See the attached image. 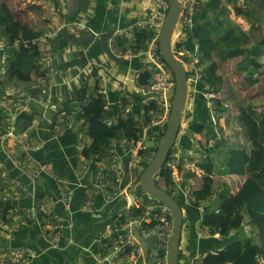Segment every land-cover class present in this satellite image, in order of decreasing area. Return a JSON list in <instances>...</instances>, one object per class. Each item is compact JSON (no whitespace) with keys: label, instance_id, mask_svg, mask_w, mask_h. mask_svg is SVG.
<instances>
[{"label":"crops","instance_id":"obj_1","mask_svg":"<svg viewBox=\"0 0 264 264\" xmlns=\"http://www.w3.org/2000/svg\"><path fill=\"white\" fill-rule=\"evenodd\" d=\"M37 1L43 2L44 0ZM255 1H247L243 9L245 13L240 14L235 9L238 5V0H209L208 7L205 9L206 15L216 21L215 25H218V21L223 22L224 18L227 19L225 29L220 36L223 37L224 34L232 32L231 38L239 37L240 40L238 43L228 46H225L224 42L220 41L219 47L214 50L213 57L217 64V74L223 79L222 88L217 93L212 92L211 87L205 83L206 75L204 68L207 63L192 64L195 56L198 57V62H200L202 57V53L199 51V43L198 45L188 44L187 53L182 58L186 61V65L190 71L188 77L190 79L189 101L191 103H189V106L193 104V107L189 116V125L206 123L207 127L214 129V125L210 121L211 115L205 112L206 109H209L208 112L210 114L211 111H214L216 116H218L216 110L213 109L214 103L212 99L214 97L219 98L223 105L227 107L224 115L219 117V119L217 118L221 127L229 120L230 114L239 113L237 107L241 105L246 110L248 105L243 104L242 100L235 102V99H242L244 97L243 92L248 91L247 86H250V89L254 88V96L264 98V0H259V3H254ZM53 3L55 5V14H52V20L55 28L57 29L64 23L67 26L61 28L50 39L56 69L51 75L53 84L49 87V92L44 93V99H40L34 95L31 97V108L37 111L39 115L44 114L47 116L55 114L60 110L64 101L74 99L77 90L86 80L93 81L95 77H92L91 73L95 67L98 69V75L105 77L106 97L109 101V109L113 111L116 97L122 96L123 98H127L126 96L134 93L138 70L147 67L150 58L147 54L140 53L136 57L129 59L115 60L106 53L103 38H105L109 46L110 41L107 38L109 32L116 28L125 27L140 19H153L154 12L152 11V7L154 6V1L53 0ZM221 6L224 7L223 10L220 9ZM209 7H214V9ZM201 12L196 16L195 27L197 26V18L200 17ZM24 24L28 27L31 26L26 23ZM75 25H79L82 30L73 34L71 30ZM141 29L149 30L147 27H141L136 31ZM90 30L101 35L96 36ZM46 33L48 32L43 33V35ZM0 34L4 36L1 30ZM5 40L8 50L9 46L6 37ZM118 42L122 43L121 47L128 44V41L124 38H120ZM7 53L9 54L8 51ZM2 54L3 52L0 50V61L2 60ZM253 62H256L255 66L252 64ZM79 65L83 67L82 69H86L82 78L83 72L76 69ZM70 71L73 75L72 77H68ZM76 77L79 79V83L76 86L72 88L65 86V84ZM15 84L25 83L20 82ZM200 95H203L205 100ZM73 105L77 106V103L75 102ZM251 106L253 112H261L262 116L264 115V110L262 111L264 108L261 105ZM185 118H187L186 115ZM77 121L78 126H80L81 121ZM192 134L194 136L190 137L191 144L189 145H192L190 147L193 149H199L201 145L206 147L207 140L210 143L213 140L208 137L207 128L201 133L192 132ZM218 136L214 139H221ZM202 138H204L203 142L201 141ZM34 140L42 144V147L34 152V156L37 159L52 163L55 169L68 179L73 189V196L68 207L60 201H57L55 204V211L63 218L65 228L59 240L55 243L51 240L52 232L46 224H41L38 221H29L18 225L17 215L10 211V208L14 205H21L22 208L30 207V198L22 200L2 198L0 199V211L6 215H11V219L5 221L12 226V231L0 241L12 246H25L33 251L35 256L28 264H108L106 261H98L95 257L100 248L96 239L97 231L110 223L124 209L128 201L130 203L141 204L142 212L158 207L160 202L148 199L149 197H146L147 193L138 196V191H136L138 189V185L136 184L138 181H133L135 176L131 172H128L126 167V163L129 160L126 156L129 154V151L125 152V154L121 151L120 159L122 165L125 167L122 180L125 194L121 198L109 202L98 191L92 205V210H85L82 208L85 201V186L94 183L97 175V162L87 164L85 169L81 166L78 167V164L86 163L83 161L84 156L77 148V145L81 143L82 147H85L91 141L86 134V126L79 128L76 133L66 130L60 134L57 133L54 127L49 126L47 122L41 120L34 133ZM196 140L200 141V143ZM242 143L244 147H249L247 140L242 141ZM197 152L196 155H199L200 151L197 150ZM222 154L220 157L214 150L209 154L215 160V170L210 174L214 180L215 191L228 189L231 192H236L245 178L223 172V162L225 159L224 153ZM90 159L92 160L91 157ZM200 160L195 159L192 162L193 164L188 163V166L194 165L197 167L196 164ZM0 161L3 162L11 176L27 184L30 183L27 178L20 176L10 157L1 148ZM188 174H190L189 178L187 175H183L180 189L178 188L179 190L176 191L177 196L184 204L185 219L183 225L184 233L180 244L179 264H202V260L208 252L216 254L217 250L223 246L224 239L231 238L239 230L245 229L242 226L239 230H233L227 238L202 236L199 232L200 222L211 201H204V204L201 203L199 206H196L192 202L193 205H191L192 203L187 199L185 190L190 188L188 184L191 182V177L196 176L193 171L192 173L188 172ZM206 174L203 170L198 173L201 178V185L195 189L201 188L203 176ZM214 176H216L217 181ZM187 178L189 179L188 181H186ZM221 182L223 183L222 185H220ZM5 187L6 185L1 183L0 192ZM35 187L37 192L49 195L55 200L58 199L59 191L50 176H41L35 182ZM148 220L150 219L147 218ZM134 228L136 229V225H134ZM249 234L253 240L257 237L255 232L252 235L251 232ZM139 236L147 239V241L150 238L140 234ZM140 244L142 249L135 264H158L157 260L150 254V247L146 248L141 241ZM127 259V257L124 258V264H128ZM259 260L260 263L264 264L262 258H259Z\"/></svg>","mask_w":264,"mask_h":264},{"label":"built area","instance_id":"obj_2","mask_svg":"<svg viewBox=\"0 0 264 264\" xmlns=\"http://www.w3.org/2000/svg\"><path fill=\"white\" fill-rule=\"evenodd\" d=\"M47 1L49 6L54 10L55 5L53 0ZM153 1V19H140L125 27L116 28L107 34V38L110 41L109 48L117 58L129 59L136 57L140 53H145L149 56L150 61L148 66L138 70V76L142 73H148V80L144 83L138 80L135 82L136 90L134 93L142 96V99L139 102H135V94L131 93L126 96L128 103L124 105L123 97L118 96L114 101L115 107L113 111H110L109 101L106 97L105 77L103 75L96 77L99 81L98 93L104 95L107 100L105 105V123L108 125L115 123L119 114H123L124 117L127 115L132 116L138 122L137 127L142 131L141 140L138 142L140 148L144 144L142 149L146 148L145 139L147 138L148 130L155 123L164 121L162 116L171 111V101L175 90L173 73L159 54L158 48V37L168 13L169 3L167 0ZM178 1L180 3V11L176 24L178 29L172 46L178 55L183 56L187 53L189 43L196 45L198 42L194 34V19L197 12L207 6L209 0ZM247 1L249 0H238L239 7L244 9ZM66 26V23L61 24L54 32H48L32 40V44H36L42 52V70L45 71L43 75L25 84L10 83L4 88L0 86V148L10 157L20 176L30 181L27 184L18 178H14L9 174L3 162L0 161V171L2 173H0V184L6 185L5 189L0 192V199L11 198L22 200L30 198V207L22 208L21 205H14L10 208V211L17 215L18 225L29 221H38L41 224H46L52 232L51 240L55 243L59 240L65 228L63 218L55 211V204L57 201H60L68 207L73 196V189L68 179L63 177L52 163L37 159L34 156V152L42 147L40 142L34 140V133L41 120L47 122L49 126L54 127L57 133L60 134L66 130L78 132V121L75 118L77 111H57L53 115L45 116L41 114V116L31 108L30 100L33 96V91L41 94L47 93L49 92V87L53 84L51 75L56 69L50 39L54 37L56 32ZM141 27H147L154 32V35L145 40L140 49H137L133 45V42L136 30ZM81 30L82 28L79 25H75L71 33L75 34ZM90 31L96 36L101 35L93 30ZM120 38L127 40L128 44L121 47L118 42ZM14 45L18 46L19 43L16 41ZM25 45L28 44L25 43ZM0 50L3 52L2 60L0 61L1 84L6 83L8 61L5 60L10 57V54L7 53L5 37L1 34ZM197 62L198 57L195 56L192 64L195 65ZM96 78L91 82L89 81L90 86L94 85ZM146 106L149 107L148 110ZM211 119L213 124L216 125L217 118L214 111H211ZM131 142L127 146L126 143L113 141L110 147V157L107 161L96 163V180L91 185L85 186L83 209L92 210V205L98 191L109 202L117 200L125 194V189L123 190L122 187L125 167L121 163L120 154L126 147H129V149L134 147L135 142L133 140ZM174 145L178 146L177 140ZM77 148L81 151L83 149L82 144L79 143ZM192 150L194 149L190 148V151ZM134 156L126 163L127 170L132 175L134 174L132 170L133 160L137 158V152ZM83 161L86 164H78V167L81 166L83 169L86 168L87 164L93 162L90 157L86 156H84ZM167 167L172 170L173 184L171 187L178 189L183 181V176L179 170V163L176 161L175 151H171ZM189 168L197 174L201 172L194 165H189ZM43 175L50 176L55 182L59 191L57 200L49 195L37 192L35 182ZM133 181H136V177L133 178ZM185 194L189 201L195 203L196 199L189 189L185 190ZM209 201V199L206 200V202ZM134 207H141V204L130 203L128 201L124 209L110 223L97 231L96 239L100 248L95 255L96 259L101 262L106 261L108 264H124V258L127 257L128 264H135L142 249L140 241L134 234V225H136L138 233L142 236L151 237V235L158 231L157 247L151 246L150 254L157 260L158 264H168L170 240L174 230V217L171 209L166 204L160 203L158 207L145 210L139 216H133L131 210ZM147 218L150 219L149 222ZM10 219L11 215H6L0 211V240L7 237L10 231H12V226L5 221H9ZM153 222L155 223L153 226H147V224L150 225ZM243 227L245 231H251V226L247 219L243 222ZM199 232L202 236L206 237H222L219 229H213L212 231L207 226H200ZM34 256V252L25 246H12L0 241V264H28Z\"/></svg>","mask_w":264,"mask_h":264},{"label":"trees","instance_id":"obj_3","mask_svg":"<svg viewBox=\"0 0 264 264\" xmlns=\"http://www.w3.org/2000/svg\"><path fill=\"white\" fill-rule=\"evenodd\" d=\"M207 7L208 5L202 10L200 17L197 18L195 34L199 40V51L202 53L199 63H207L204 68L205 83L211 87L212 92L217 93L222 88L223 79L217 74V64L213 57L214 50L219 47L220 41L228 46L238 43L240 38H231L232 32L221 37L220 34L225 29L227 19L224 18L223 22L218 21V25H215L216 21L206 15L205 9ZM209 8L214 9V7ZM220 9L223 10L224 7L221 6ZM235 9L237 13H244V10L238 8V6ZM0 30L8 41V52L10 54L6 83H1L0 86L4 88L10 83H28L31 82L33 76L43 75L45 71L38 73L39 65L37 64L41 60L42 52L36 44H32V40L37 39L41 33L17 19L6 3L0 4ZM153 35L154 32L147 29L136 31L134 46L140 49L144 41ZM16 41L19 43L18 46L14 45ZM25 43L28 45H25ZM119 44L122 45V43ZM165 63L167 64L166 61ZM252 64L255 66L256 62ZM169 68L171 69L170 66ZM91 76L95 78L98 76L97 68H93ZM148 78V73H142L137 80L144 83ZM173 80H176L175 77ZM98 82L96 78L94 85L90 86L89 81L86 80L77 90L74 99L64 101L62 107L58 110L61 112L77 111L75 118L81 121L79 128L86 125V134L91 140L90 144L83 148L82 155L91 157L93 162L105 161L110 157V147L113 141L130 142L133 140L137 143L142 137V131L137 127L138 122L130 115L124 117L123 114H119L115 123L111 125L105 123V105L107 101L104 95L98 93ZM200 96L205 100L203 95ZM134 99L135 102H139L142 96L135 94ZM212 101L214 103L213 109L218 113L217 118L219 119L227 111V107L217 97H214ZM75 102L77 106L73 105ZM127 103L128 100L124 98L123 104L126 105ZM146 109L148 110L149 107L146 106ZM208 110L206 109L205 112L210 115ZM259 119L256 129L249 130V135L246 136L249 142L248 148L244 146L221 147L223 137L217 139L214 143V151L219 156L224 153L223 172L245 178L236 192H231L228 189L215 191L214 180L210 175L215 170V160L209 155L212 152L211 150L196 164L199 169L207 174L203 176L201 188L193 191L196 199L194 204L199 206L207 199L211 201V204L205 210L200 225L202 227L207 226L212 231L213 229H219L221 236L227 238L233 230L241 229L243 222L247 219L251 226V235L254 232L257 235L253 240L247 231L239 230L231 238L224 239L223 246L217 250L216 254L208 252L203 258L202 264H261L259 258L264 259V115ZM184 120L185 118H183ZM166 127L167 121L164 123L162 135H164ZM188 128L193 133H201L207 128L209 138L214 139L218 136L214 129L207 127L206 123L191 124ZM149 148H152L154 152L157 150V147ZM146 149L139 150L140 158H146ZM170 154L171 151L166 162L158 171L155 181L161 188L160 182H162L163 189L173 195L174 190L171 188L173 184L172 170L167 167ZM146 165L144 166L146 167ZM179 168L181 169L180 166ZM135 173H137L135 177L138 181L142 170H135ZM186 175L190 176L188 173ZM131 214L139 216L142 214V208L134 207ZM154 224L153 222L150 225L147 224V226H153Z\"/></svg>","mask_w":264,"mask_h":264},{"label":"rangeland","instance_id":"obj_4","mask_svg":"<svg viewBox=\"0 0 264 264\" xmlns=\"http://www.w3.org/2000/svg\"><path fill=\"white\" fill-rule=\"evenodd\" d=\"M1 3H6L8 4V6L10 7V9L12 10V12L14 13V15L20 19L21 21H23L26 24L31 25L30 27H32L33 29L39 30V33H41L40 35H43V33L45 32H49V31H55V25L53 24V20H52V14H55V9L53 10V8L48 6V2L47 1H37V0H0V4ZM254 3H259V0H256ZM245 13V12H244ZM179 56V55H178ZM180 57V56H179ZM9 58H7L5 61H8ZM39 65L38 67V73H42V63L41 60L37 63ZM188 67V66H187ZM8 68V65H7ZM83 67H81L80 65L77 66V70L82 71L83 74L81 76V78L83 77V75L86 72V69H82ZM72 73L71 71L68 74V77H72ZM33 79H36V76L32 77ZM34 79V80H35ZM190 80V79H189ZM72 81V82H71ZM70 82H68L67 84H65L66 87L68 88H72L73 86H76V84L79 83V79L78 77L72 79ZM248 89V91L243 92L244 93V97L242 99L240 98H236L235 102H240L242 100L243 104H247L248 106L246 107V110L244 109V106L237 107L239 110L238 114H230L229 116V120L224 124V126H219V120L217 121L216 125H214V131L217 133V135H219L218 137H223V143H221V147L222 146H244V144L242 143V141H246V136H248V131L249 130H255L256 127L258 126V122L260 121V116H262L261 112L257 113V112H253L251 110L252 106L251 105H261L262 108H264V98L258 97V96H254L253 92H254V88L250 89V86L246 87ZM244 91V89H243ZM73 92V91H72ZM241 95V93H240ZM189 96H190V92H189ZM191 99V98H190ZM173 100V99H172ZM172 103V101H171ZM189 103H191L189 101L188 98V102H187V109H186V113L185 115L187 116V118H185V120L182 123L181 129L179 131V134L177 136V141H178V146L173 145L172 146V151H175L176 154V161L177 163H179V166L181 167V169L179 168L182 176L186 175L188 172L192 173V171L190 170L188 163H192L194 162L195 159H202L204 157V155H207L208 151H213L215 150L214 147V143L216 142L217 139H213L210 143L209 140L207 143V146H203L201 145L199 149H194L192 151H190V146L191 144V138L192 136H194V134H192V132L189 130L188 126H189V116L191 114V109L193 107V104H191L189 106ZM189 107V108H188ZM42 108V107H41ZM264 109H262L263 111ZM170 116V112L167 114H164L162 116V119H164V121L159 122V123H155L147 132V138L150 140H153L155 142V146H151V147H157L162 139L163 136L161 134L163 127H164V123L166 121H168ZM211 121V120H210ZM212 122V121H211ZM205 132V131H204ZM191 137V138H190ZM145 139L148 140V139ZM204 138H202V142H203ZM198 141V140H196ZM200 143V141H198ZM132 142H130L131 144ZM188 143V144H186ZM136 145H138L139 143H135ZM134 144V145H135ZM126 145L128 146L129 144L126 143ZM144 144L141 145V147L143 148ZM150 146H146V153L147 156L145 159L140 158L139 156V150L142 149L140 148V146L138 145V149L135 151V153L137 152V158H135L133 160V167L132 170L134 172V175L137 174L135 173V170H142L144 169V165H146L147 163H149L155 152L154 150H152V148H149ZM209 147V149H208ZM189 151H188V150ZM199 155H196L198 152ZM129 154L126 156L127 159H131V157H135V153H134V147L130 148L126 147V149H123L122 152L125 154V152H128ZM223 155V154H221ZM221 157V156H220ZM107 161V159H106ZM193 164V163H192ZM195 173V172H194ZM196 177H191V182H189L188 186L190 188L189 189L191 192L194 191L195 188H197L199 185H201V178L199 177V175L197 173H195ZM189 178V176H188ZM187 178L186 181H188L189 179ZM214 178L217 181L216 176H214ZM192 180L194 181L192 183ZM138 185V182L136 183ZM223 183L221 182L220 185H222ZM160 185L162 186V188H164V185L162 182H160ZM172 188V187H171ZM174 190L173 196L176 197L178 199V201L181 203L182 208L184 207V204L182 203V201L179 199V197L176 194V191L179 189H175L172 188ZM138 191V196H141L143 194H145L144 192L141 191V188H139L136 190ZM135 197V196H133ZM146 197H149L148 199H153L154 198L150 197L149 195H147ZM187 197V196H186ZM158 201V200H155ZM190 203H192L190 201ZM193 205V203L191 204ZM184 212V209H183ZM185 220V219H184ZM149 221V220H148ZM183 231H182V237H183ZM181 237V239H182Z\"/></svg>","mask_w":264,"mask_h":264},{"label":"water","instance_id":"obj_5","mask_svg":"<svg viewBox=\"0 0 264 264\" xmlns=\"http://www.w3.org/2000/svg\"><path fill=\"white\" fill-rule=\"evenodd\" d=\"M167 1L169 2V10L159 35V51L161 56L174 72L176 79L175 91L163 139L157 146V150L152 160L143 169L138 180V186L141 188L142 192L147 193L150 197L158 200L160 203L166 204L171 209L174 217V230L170 240L168 264H179L180 244L184 225L183 208L172 194L161 188L155 181L158 171L166 162L167 156L177 139L182 126V118H185L189 98V79L187 70L184 63L180 61L172 50V35L179 15L180 3L178 0ZM103 40L106 53L115 60H121L113 55L105 38H103ZM34 93L38 98L44 99L43 94L36 91H34ZM146 145L150 147L155 146V142L153 140H147ZM134 234L141 242H143V245L146 248L151 246L157 247L158 231L151 235L148 241L147 239L139 236L138 228H134Z\"/></svg>","mask_w":264,"mask_h":264},{"label":"clouds","instance_id":"obj_6","mask_svg":"<svg viewBox=\"0 0 264 264\" xmlns=\"http://www.w3.org/2000/svg\"><path fill=\"white\" fill-rule=\"evenodd\" d=\"M209 2V1H208ZM169 3V2H168ZM207 5H208V3H207ZM238 7H239V5H237ZM205 8V7H204ZM204 8H202L201 10H199L198 12H197V14L200 12V11H202ZM240 8V7H239ZM240 9H242V8H240ZM169 10V9H168ZM197 14H196V16H197ZM167 16V15H166ZM196 16H195V19H196ZM166 19V18H165ZM195 19H194V21H195ZM164 23V22H163ZM176 24H177V22H176ZM195 25H196V22H195ZM176 26V25H175ZM161 29H162V27H161ZM161 32V31H160ZM194 34H195V28H194ZM159 35H160V33H159ZM195 37L197 38V36H196V34H195ZM197 40H198V38H197ZM198 43L199 42H197V44L196 45H198ZM172 45H173V40H172ZM109 47V46H108ZM158 48H159V37H158ZM110 49V48H109ZM172 50H173V52H174V54L180 59V61H182L183 63H184V65H185V68H186V70H187V75H190V71L188 70V67H187V65H186V61H184V59L182 58V56H178V54L175 52V50L173 49V46H172ZM160 52V51H159ZM160 54V53H159ZM161 55V54H160ZM162 57V56H161ZM163 58V57H162ZM163 60H164V58H163ZM165 61V60H164ZM198 63L199 62H197L195 65H198ZM168 66V65H167ZM169 67V66H168ZM172 71V70H171ZM172 73H173V71H172ZM175 77V75H174V73H173V78ZM37 78V77H36ZM188 79H189V77H188ZM32 80H33V78H32ZM174 81V80H173ZM175 82V81H174ZM25 83V82H24ZM175 91V90H174ZM33 95L35 96V97H37L36 95H35V93H34V91H33ZM43 96H44V94H43ZM174 96V95H173ZM124 99V98H123ZM173 99V98H172ZM171 112V111H170ZM211 115V114H210ZM216 118H217V116H216ZM218 120V119H217ZM211 121H212V119H211ZM213 123V122H212ZM86 126V125H85ZM148 140H150V139H148ZM177 140V139H176ZM175 140V141H176ZM147 141V140H146ZM146 141H145V145H146ZM130 143V142H126V141H118V143ZM174 144H175V142H174ZM147 146V145H146ZM82 148H84V147H82ZM83 150V149H82ZM82 150H81V154H82ZM170 151H172V149L170 150ZM106 161V160H105ZM148 164V163H147ZM193 193V192H192ZM251 231H249L248 233H250ZM262 260H264V259H262ZM262 264V263H261Z\"/></svg>","mask_w":264,"mask_h":264},{"label":"bare ground","instance_id":"obj_7","mask_svg":"<svg viewBox=\"0 0 264 264\" xmlns=\"http://www.w3.org/2000/svg\"><path fill=\"white\" fill-rule=\"evenodd\" d=\"M177 22V20H176ZM176 25V23H175ZM177 29H178V26H174V30H173V35H172V40L175 39V36H176V32H177ZM188 89H189V81H188ZM188 95V94H187ZM182 122H183V118H182ZM138 149V145H134V151H136Z\"/></svg>","mask_w":264,"mask_h":264}]
</instances>
